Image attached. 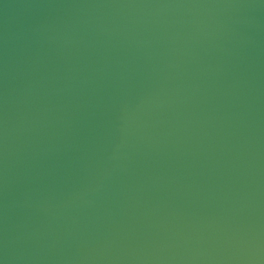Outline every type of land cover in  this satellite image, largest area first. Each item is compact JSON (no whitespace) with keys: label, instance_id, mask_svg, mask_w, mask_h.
Wrapping results in <instances>:
<instances>
[{"label":"water","instance_id":"95a60500","mask_svg":"<svg viewBox=\"0 0 264 264\" xmlns=\"http://www.w3.org/2000/svg\"><path fill=\"white\" fill-rule=\"evenodd\" d=\"M0 264H264V0H0Z\"/></svg>","mask_w":264,"mask_h":264}]
</instances>
